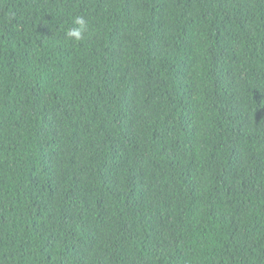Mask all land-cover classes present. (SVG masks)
I'll return each mask as SVG.
<instances>
[{"label":"trees","instance_id":"obj_1","mask_svg":"<svg viewBox=\"0 0 264 264\" xmlns=\"http://www.w3.org/2000/svg\"><path fill=\"white\" fill-rule=\"evenodd\" d=\"M0 264H264V0H0Z\"/></svg>","mask_w":264,"mask_h":264},{"label":"clouds","instance_id":"obj_2","mask_svg":"<svg viewBox=\"0 0 264 264\" xmlns=\"http://www.w3.org/2000/svg\"><path fill=\"white\" fill-rule=\"evenodd\" d=\"M73 24L76 25V27L69 28L66 32V36L79 41L82 39L83 34L88 31V22L83 16H76L73 19Z\"/></svg>","mask_w":264,"mask_h":264}]
</instances>
